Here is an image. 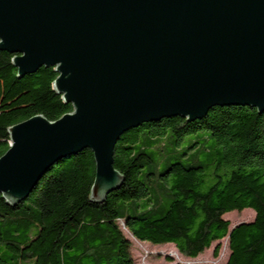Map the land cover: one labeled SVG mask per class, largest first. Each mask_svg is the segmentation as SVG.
I'll return each mask as SVG.
<instances>
[{
	"label": "water",
	"instance_id": "95a60500",
	"mask_svg": "<svg viewBox=\"0 0 264 264\" xmlns=\"http://www.w3.org/2000/svg\"><path fill=\"white\" fill-rule=\"evenodd\" d=\"M0 50L20 77L53 68L52 88L73 108L7 129L0 195L9 205L86 149L90 200L102 202L123 182L117 141L144 123L201 120L214 107L264 112V0H0Z\"/></svg>",
	"mask_w": 264,
	"mask_h": 264
},
{
	"label": "trees",
	"instance_id": "16d2710c",
	"mask_svg": "<svg viewBox=\"0 0 264 264\" xmlns=\"http://www.w3.org/2000/svg\"><path fill=\"white\" fill-rule=\"evenodd\" d=\"M13 57L0 50V101L4 88H26L42 104L0 115V157L10 146V126L35 115L56 121L73 110L52 88L53 68L20 77ZM113 167L123 182L102 202L90 200L89 149L57 162L18 204L0 195V264H133L123 228L189 259L227 238L225 264H264V112L214 107L201 120L144 123L120 136ZM245 209L253 220L229 232L224 216Z\"/></svg>",
	"mask_w": 264,
	"mask_h": 264
},
{
	"label": "rangeland",
	"instance_id": "374dc122",
	"mask_svg": "<svg viewBox=\"0 0 264 264\" xmlns=\"http://www.w3.org/2000/svg\"><path fill=\"white\" fill-rule=\"evenodd\" d=\"M42 100L26 88H4L3 96L0 101V115L10 117L14 113H22L33 106H39ZM191 137L184 139L182 148L187 147ZM171 145V140L164 138V148ZM254 212L245 209L242 212L233 211L224 216L230 223V228L242 222L253 220ZM124 235L131 243V254L133 264H225L229 255L228 239L224 238L219 242L213 243L207 250L195 259L183 257L171 244L153 245L148 242H140L134 239L127 230L123 228ZM219 246L218 255L215 256L214 249ZM31 264V263H26Z\"/></svg>",
	"mask_w": 264,
	"mask_h": 264
}]
</instances>
